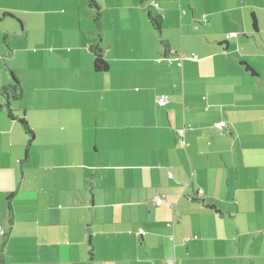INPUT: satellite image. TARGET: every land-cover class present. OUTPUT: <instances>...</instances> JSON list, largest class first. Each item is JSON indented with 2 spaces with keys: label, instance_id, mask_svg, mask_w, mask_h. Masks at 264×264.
<instances>
[{
  "label": "crops",
  "instance_id": "crops-1",
  "mask_svg": "<svg viewBox=\"0 0 264 264\" xmlns=\"http://www.w3.org/2000/svg\"><path fill=\"white\" fill-rule=\"evenodd\" d=\"M96 1L0 0V264H264V0Z\"/></svg>",
  "mask_w": 264,
  "mask_h": 264
},
{
  "label": "trees",
  "instance_id": "trees-1",
  "mask_svg": "<svg viewBox=\"0 0 264 264\" xmlns=\"http://www.w3.org/2000/svg\"><path fill=\"white\" fill-rule=\"evenodd\" d=\"M88 4H89V6L94 8V10H95V14H94L95 15V23H96L98 31H100L101 30V17H102L100 5L98 4V2L96 0H89ZM5 15L13 16L10 12L5 13ZM149 16H150V20H151L153 27L160 32L162 29V16L161 15H152V14H150ZM163 45L166 47L167 52H169L168 43L164 41ZM92 49H93V54H94V69H95V71H97V72L107 71L109 69V64L106 61V59L103 57L102 52H101V48L98 45H96V46L92 47ZM242 63H243V65L246 66L247 71L249 73H251V75H253V76L257 75V72L250 65H248L245 62H242ZM2 94L5 97H7L6 106L8 108L9 117L13 120H17L21 124V126L23 127L25 133L30 136V139H29L28 144L26 146V158H28L30 147H31L33 139H34V131L31 128L29 122L27 121L25 115L17 114L16 111L11 106L12 100L15 101V100L21 99L23 96V88H22V86H21V84H20V82L16 76H13V81L11 84L6 85L2 88ZM8 204H9V208L11 211L12 210L11 202H9Z\"/></svg>",
  "mask_w": 264,
  "mask_h": 264
},
{
  "label": "built area",
  "instance_id": "built-area-1",
  "mask_svg": "<svg viewBox=\"0 0 264 264\" xmlns=\"http://www.w3.org/2000/svg\"><path fill=\"white\" fill-rule=\"evenodd\" d=\"M202 21H203L204 24H207V23H208V18H207L206 16H204L203 19H202ZM233 36H237V33H230V34L228 35V37H233ZM185 58H188V59H190V60L196 61V60H198V55H197V54H192V55H190V56H187L186 54H182V55H180V56L178 57V60H179V61H178V65H179V66H182V64H183L182 62H183V60H184ZM166 59H167L168 61H171V59H170L169 57H167ZM157 102H158V104H159L160 106H165V105L167 104V102H168L167 96H166V95H161V96L158 98ZM215 126H216L219 130H224V129L228 128V124H227V122H225V121H219V122H216V123H215ZM185 130H186L185 128L180 129V130H179V135H184ZM198 193H199V195H202V194H203V190H202V189H199V190H198ZM154 201H155L156 204H160V203H162V202H163V196H156V197L154 198ZM2 233H3V230L0 228V234H2ZM140 234H145V231H144V230H140Z\"/></svg>",
  "mask_w": 264,
  "mask_h": 264
},
{
  "label": "rangeland",
  "instance_id": "rangeland-1",
  "mask_svg": "<svg viewBox=\"0 0 264 264\" xmlns=\"http://www.w3.org/2000/svg\"><path fill=\"white\" fill-rule=\"evenodd\" d=\"M84 3H87V0H84ZM59 207H62V206H59Z\"/></svg>",
  "mask_w": 264,
  "mask_h": 264
}]
</instances>
